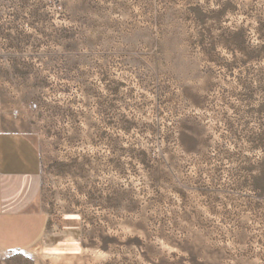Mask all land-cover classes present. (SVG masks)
Masks as SVG:
<instances>
[{"label":"rangeland","instance_id":"obj_1","mask_svg":"<svg viewBox=\"0 0 264 264\" xmlns=\"http://www.w3.org/2000/svg\"><path fill=\"white\" fill-rule=\"evenodd\" d=\"M0 123L50 232L0 264H264V0H0Z\"/></svg>","mask_w":264,"mask_h":264},{"label":"crops","instance_id":"obj_2","mask_svg":"<svg viewBox=\"0 0 264 264\" xmlns=\"http://www.w3.org/2000/svg\"><path fill=\"white\" fill-rule=\"evenodd\" d=\"M40 173L35 143L0 123V253L28 250L49 236Z\"/></svg>","mask_w":264,"mask_h":264}]
</instances>
